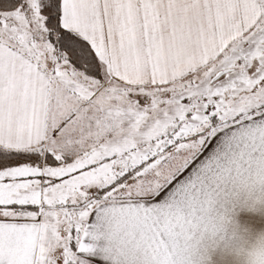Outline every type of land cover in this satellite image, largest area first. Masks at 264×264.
<instances>
[{
  "label": "snow or ice",
  "instance_id": "6c2138e0",
  "mask_svg": "<svg viewBox=\"0 0 264 264\" xmlns=\"http://www.w3.org/2000/svg\"><path fill=\"white\" fill-rule=\"evenodd\" d=\"M264 0H0V264H264Z\"/></svg>",
  "mask_w": 264,
  "mask_h": 264
},
{
  "label": "clouds",
  "instance_id": "9594fccd",
  "mask_svg": "<svg viewBox=\"0 0 264 264\" xmlns=\"http://www.w3.org/2000/svg\"><path fill=\"white\" fill-rule=\"evenodd\" d=\"M238 228L239 241L235 251L239 257L245 258L246 253H248L250 250L249 245L253 243L264 244V230H261L259 233H257L255 240H253L252 235L256 231L253 226L238 223Z\"/></svg>",
  "mask_w": 264,
  "mask_h": 264
}]
</instances>
